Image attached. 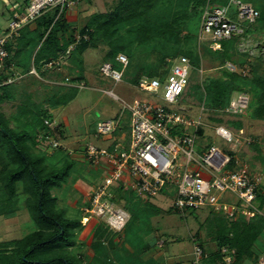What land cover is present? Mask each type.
I'll list each match as a JSON object with an SVG mask.
<instances>
[{"label": "rangeland", "instance_id": "1", "mask_svg": "<svg viewBox=\"0 0 264 264\" xmlns=\"http://www.w3.org/2000/svg\"><path fill=\"white\" fill-rule=\"evenodd\" d=\"M120 1L80 0L75 8L68 11L71 16L67 18V21L70 24L73 23L71 27L82 26L92 22L97 14L113 11ZM212 1L214 0H158L155 6L148 10L144 9V11L147 10L144 16L130 19L118 25L111 41L115 45L125 46L126 49L123 52L128 55L129 59L125 80L122 82H115L109 77L102 76L99 72L102 63L108 59L107 52L112 48L109 40L103 39L99 41L98 48H88L84 52L83 61L82 55L73 54L72 57L68 53L61 72H54L57 69L48 70L52 71V77L49 78L53 81L57 80L56 82L59 83H53V81L34 74V76L17 78L16 86L4 93V97L0 101V111H4L6 117L11 118L12 128L16 131L22 130L29 135L26 138L28 151L33 156H40L47 168L72 163L67 180L62 186L51 191L57 198L58 210H65V213L71 217H76L81 213L85 216V209L92 207V195L103 187L107 169L103 168L102 164H96L93 158L85 154L84 151L90 142L97 146H105L110 143L107 138L96 133V123L101 119L120 114H122L123 123H129L130 115L123 107L122 101L110 96L106 91L113 90L127 103L141 99L166 105L158 96L139 90L132 79L142 70L146 71L155 67L163 73L162 77H159L163 80L176 62L174 57L180 54H187L195 61L198 60L195 65L199 69H194V67L191 69L189 93L179 97L175 107L188 108L191 112L200 114L199 107L202 97L207 100L209 110L206 107L202 112V120L204 121V132L210 138V143L219 146L228 155L236 157L237 161L234 159L236 169H245L252 176L258 178L261 190L264 192V117H256L254 113L261 104L263 91L257 88L254 79L242 80V86L248 88L252 93V104L239 120L233 119L227 114L225 105L221 108L216 107L218 104L216 100H213L214 93H212L215 91L214 89L209 88L210 90L206 91L207 77L217 78L222 75V72L217 69L221 64L217 54L205 47L208 45V41L201 39L200 36L204 9L207 5L212 4ZM244 1L258 7L261 23L256 26L253 32L242 37L233 45L237 50L235 56L239 60H246L249 66L250 64L257 68L261 66V71L260 68L259 71L264 73V0ZM12 2L26 4L28 0H0V38L7 30L12 18ZM233 10L236 12V8ZM177 17L178 21L174 23V19ZM162 18L172 21V29H165L160 25ZM145 28L151 31L146 40H141L144 37ZM167 31L172 35L169 36ZM33 34L36 35L33 32L31 36ZM205 36L209 37V35ZM61 42H65V40L61 39ZM32 49V47H28L20 55L22 65H30L29 60L33 56L29 55L28 60V54L32 52ZM195 55L198 56V59L194 58ZM162 58L164 61L161 60ZM64 77H69L70 81L64 83L67 82L66 79H62ZM197 83L204 85L202 88H198ZM237 93L239 92H233L232 97ZM62 95L66 97L61 99ZM46 113L53 115L55 124L58 125V136L62 139L65 148L59 150L58 146L54 147L45 142L35 141L36 134L34 132L37 130L41 116ZM218 117L223 119L220 124L226 125L236 136L241 138L240 143H236L234 146V141H227L215 133V126L219 124L215 118ZM6 120L8 119L6 118ZM238 126H242L243 134L237 130ZM124 132L127 135L126 139L129 140L130 126ZM204 143H208V141L205 140ZM0 154L1 175L3 159L1 150ZM179 159L183 160L182 153L179 155ZM4 161H9L6 155ZM127 184L126 181L114 183L113 189L117 195L113 194L108 197L113 209H123L127 203L123 198L124 195L120 194L121 198L118 197L120 191H123L124 194L132 192ZM5 192L7 191L3 189V182L0 179V196ZM18 194L20 195L17 203L10 205L11 207L19 206L18 215L13 217L1 215L0 217V251L10 250L6 248L7 242L19 240L36 229V223L27 208L29 194L22 192L21 187H19ZM217 195L220 196L221 204H226L229 209L237 212L235 217H230L222 210L217 212L210 205L202 206L197 210L186 209L184 212H180L173 206V193L166 190L154 198L144 199V201L130 193V199L134 198L135 202L143 205L142 209L138 207L137 210L139 213H143L144 217L141 220H136L133 216V224L135 222L144 223V239L141 240L138 237L140 240L134 241L132 235L124 236L122 233L118 237L107 223L108 214L94 215L89 218L86 224L82 223L83 227L76 231L77 243L72 250L78 259L77 262L78 264H166L169 261L182 264L181 261L194 260L193 247L195 243L202 245L205 251L212 250L211 242L218 243L219 246L225 242L221 247H231V243H226L227 236L229 238L234 236V229L241 226L237 220L241 218L242 210L245 208L251 210V205L229 191L217 193ZM261 204L264 206V196ZM7 205L8 202L6 204L0 199V212L3 211L2 206L6 207ZM254 206L257 208L259 206L256 201ZM259 209L260 213L254 212V214L264 216L262 207ZM127 212V224H129L132 222V217L130 212ZM132 230L135 231V229ZM138 231L142 232L143 228L139 227ZM262 233L256 238L260 240L258 242L260 247H257V240H253L249 247L241 252L240 256H237V253L233 256L232 264H240L246 258H251L253 264H262L260 261L264 258V231ZM102 240L107 241L108 244L106 250L102 247L101 252L98 253L95 249ZM160 240L164 242L162 248L157 243ZM111 241L115 246L111 247ZM247 244H245L246 247ZM220 257L224 260L219 251ZM203 262L202 259L200 264ZM246 262L245 260L242 264Z\"/></svg>", "mask_w": 264, "mask_h": 264}, {"label": "built area", "instance_id": "2", "mask_svg": "<svg viewBox=\"0 0 264 264\" xmlns=\"http://www.w3.org/2000/svg\"><path fill=\"white\" fill-rule=\"evenodd\" d=\"M78 3L80 0H28L26 4L14 3L13 17L0 38V71L13 67V64L8 61L10 51L7 45L11 39L20 34L23 27L35 22L51 10L57 11L58 18L63 12L67 14ZM233 8H236V12ZM259 17L260 11L253 4L243 0H229L228 3L221 5L209 4L204 9L201 39L207 40L211 48L221 49L222 40L243 36L246 29L256 23ZM82 38L88 39L86 35L84 37L79 35L76 44H79ZM68 53L70 49L44 63L42 70H61ZM175 59L176 62L163 80L159 77L143 76L136 84L139 90L158 96L166 105L141 99L127 103L113 90L106 91L110 96L121 100L123 107L129 112L130 137L127 140V135L121 129L122 114L101 119L96 123V133L107 138L110 144L97 146L90 142L85 147V154L93 158L96 164H102V158H105L108 161L107 175L104 178L103 187L92 195V207L85 209L83 224H86L87 220L94 215L106 213L109 215L107 223L111 228L116 230L124 228L128 220L127 211L122 208L113 209L108 200L111 196L108 188L120 181H126L127 185L140 196L152 198L164 190L172 191L173 206L180 212L186 209L197 210L202 206L210 205L216 211L222 210L230 217H234L237 212L229 209L228 205L221 204L220 196L217 195V193L229 191L251 205V210L245 208L241 215L254 216V212L260 213V209L254 206L260 186L258 178L245 169L227 168L232 158L215 144L204 151L198 149L197 131L199 127L204 126L202 112L205 107L204 105L199 107L200 114H195L188 108L175 107L178 98L189 83L193 68L189 57L181 55ZM117 61L121 64V68L115 67L112 62H103L99 72L115 82H122L125 80L129 59L126 54L121 53L117 56ZM225 66L234 72L240 71L243 74L248 72L247 66L238 69V66L231 61H227ZM30 73L39 75L35 67ZM16 79V77H9L4 83L15 82ZM65 79L67 82L64 83L70 81L69 77ZM249 102V94L239 92L231 98L225 111L232 115L245 113ZM46 123L52 124L49 121ZM239 132L244 133L243 129ZM215 133L227 141H234V146L241 142V138L223 124L215 126ZM48 138L52 146L61 145V142L53 136ZM181 153L183 160L179 159ZM160 241L157 243L162 247L164 242ZM220 253L226 262L232 263L233 256L237 252L230 246H223ZM193 255L192 264H200L206 256L202 245L194 244ZM261 260L264 264V258Z\"/></svg>", "mask_w": 264, "mask_h": 264}, {"label": "trees", "instance_id": "3", "mask_svg": "<svg viewBox=\"0 0 264 264\" xmlns=\"http://www.w3.org/2000/svg\"><path fill=\"white\" fill-rule=\"evenodd\" d=\"M157 1L158 0H121L113 11L97 14L92 22L86 23L79 27L72 26L73 28L67 21L66 12H63L58 18L57 11L51 10L43 14L39 19L35 21V30L30 31L29 26L31 23L26 25L20 30V34L14 39H11L9 44L7 45V49L10 51V59L8 61L10 64L14 65V68L9 67L3 71H0V101L1 98L4 97V93L11 90L10 88L16 86L17 84L16 81L8 84L4 83L9 77L20 78L23 75L29 74L32 68L35 67L40 77L51 81L53 79L49 77H52V71L42 70L44 63L57 58L60 54L65 53L67 49H70V55H72V57L73 54L82 55L83 61L84 52L88 48H98L99 41L103 39L109 40V43L112 46V48L107 52L108 59L104 62H112L115 67L121 68L122 66L117 61V56L121 53H124L123 51L126 49V47L123 45H115L111 41L112 36L115 35L117 26L121 23L127 22L130 19L140 18L144 16V13L148 10V8L155 6ZM227 2H229V0H214L211 3L212 5H220L226 4ZM256 8L258 9V7ZM144 9L147 10L144 11ZM11 11L13 17L14 10L11 9ZM149 16L151 17V15ZM145 19L148 20L147 18ZM168 20V18L161 19L160 25L165 29H169L172 27V21L170 22ZM177 21L178 17L174 19V23H176ZM260 23L261 14L257 22L246 29V32L243 36L235 37L229 40H222L221 49H213L209 45L205 46L208 50L217 54V58L221 63L220 66L217 67V69L222 72V75L217 78L209 76L206 79V91L209 88L215 90L212 93H214L213 100H216L218 104L216 107L221 108L225 105L224 107L226 108L230 103L233 92L235 91L248 93L250 96L249 106H251L252 93L248 88L242 86V80L245 81L254 79L257 88H260L263 91L261 104H259V106L255 109L256 111L254 113L256 117H264V73H260L261 66H259L258 68L255 65L251 64L249 66L246 60L244 61L237 59L235 56L237 50L235 46H233L242 37L247 36L249 33L253 32L256 29V26ZM150 31V29L145 28L144 37L141 40H146ZM33 32H35L36 35L33 34L31 36V33ZM167 33L169 34V36L172 35L171 32L167 31ZM79 35H81L82 37L87 35L88 39L82 38L81 42L79 44H76ZM61 39H64L65 42H61ZM73 45L76 46L74 47ZM28 47L33 48L32 52L28 54V60L29 55L33 56L31 57L32 60H29L30 66L26 64L22 65L20 61V55L25 52ZM181 55L189 57L194 69H199L195 65V63H198V60L195 61L187 54H180L177 56ZM194 58L198 59V56L195 55ZM161 60L164 61V58H162ZM227 61L235 63L238 66V69H242L247 66V74H243L240 71L234 72L229 70L225 66ZM162 74L163 73L159 72V70H157L155 67H152L146 71L144 69V71L142 70L140 74L132 79V82L134 84H137L143 76H148L151 78L162 77ZM226 78L228 80H225ZM62 79H65V77ZM189 85L190 80L182 95H188ZM196 85L198 88H202V85L204 84L197 83ZM55 86L60 87L59 85ZM64 97L66 96L62 95L61 99H63ZM61 102L63 101L61 100ZM200 105H204L205 108H208L207 100H204L202 97ZM242 114L244 113L229 115L233 119L239 120L242 117ZM117 116L118 115L114 117ZM6 118L8 120H6ZM215 119V121H217L219 124L221 123V121H223L221 117ZM46 121H49L52 124L48 125ZM10 122L11 118L6 117L4 111H0V150L3 153L0 179L3 182V189L7 191L5 193H2L0 199H2V201L6 204L8 202V205L6 207L2 206L3 211L0 212V217L1 215H9L12 217L18 215V213L20 212L19 206L11 207L10 205L12 203H17L18 197L20 195L18 194L19 187H21L22 192H27L29 194V197L27 198V208L29 210L31 218L36 223V229L28 235L20 238L19 240L7 242L8 245L6 248H9L10 250L0 251V264H78V259L72 249L76 246L77 243L76 231L77 229L83 227L82 219L84 215L81 213L76 217H71L67 213H65V210H58L57 198L51 192L52 189L62 186V184L67 180L70 169L72 167V163H66L60 167L51 166L50 168H47L45 166L46 164L43 163L40 156H33L31 152L28 151V148L26 146V138H28L29 135L22 130L16 131L11 127ZM122 124V128H128L127 123L124 122ZM204 128V126H201L197 131V146L200 151H204L210 145H212L209 140L210 138L207 137L206 133L204 132ZM57 129L58 125L55 124L52 114L46 113L44 116L42 115L39 120V125H37V130H35L34 132L36 134L35 141L39 143L45 142L48 145L50 144L48 136H53V138L61 142V145H59L57 148H59V150L60 148H65L62 139L58 136L59 133H57ZM240 129H243L242 126L237 127L238 131ZM205 140H207L208 143H204ZM5 155L9 160L7 161L8 163L4 161ZM231 158L232 159L230 160L227 168L235 169L236 164L234 158L232 156ZM129 188L132 192H126L124 194L123 191H120L121 193L118 191V197L121 198V196L124 195L123 198H125V201H127V203L124 205V208H126L130 212L132 222H130L129 224L126 223L124 228H122L120 231L113 229L110 226L109 227L112 231H114V234H116V236L121 233L124 236L132 235L134 237V241H139L140 239H144V223L138 224L137 222H135L133 224V216L134 218H136V220H141L144 217V214L139 213V211L137 210L138 207L142 209L143 205L135 202L134 198L130 199V193L136 198H140L141 200L143 199V201L144 199H152L154 197L151 198L140 196L135 192L133 188ZM121 189L123 190L122 185ZM261 189V186H259L257 198L255 200L259 205L258 208L264 207L261 204L264 196V192H262ZM108 193H110L111 195H117L116 193H114L113 185L108 188ZM259 217L260 219L258 220L244 219L246 217L241 215V218L237 220L238 224H241V226L234 229L235 232H233V237L229 238V236H227L226 243H231V247L236 248L237 256H240L241 252H244V249H247L249 247V244H251L252 241L261 234L264 227L262 222L264 220H261L262 216ZM130 224L133 225L131 226ZM139 227L143 228L142 232L138 231ZM132 229H135V231H133ZM138 237L140 239H138ZM125 239L128 238L125 237ZM126 242L132 243L133 241ZM246 243H248L247 247L245 245ZM107 244V241L102 240L101 244H99V246L95 250L100 253L102 247H104L106 250ZM111 244V247L115 246L113 241H111ZM223 244H225V242Z\"/></svg>", "mask_w": 264, "mask_h": 264}, {"label": "crops", "instance_id": "4", "mask_svg": "<svg viewBox=\"0 0 264 264\" xmlns=\"http://www.w3.org/2000/svg\"><path fill=\"white\" fill-rule=\"evenodd\" d=\"M27 1V0H26ZM9 2V1H8ZM10 3V2H9ZM14 3H16V2H12V4H14ZM70 13V12H69ZM68 12H67V18L68 17H70L71 15V13L69 14ZM78 20V19H77ZM76 20V23L78 24V21ZM72 25H73V23H71ZM75 24V23H74ZM29 28H30V31H33V30H35L36 29V22H33V23H31L30 24V26H29ZM4 34V33H3ZM2 34V35H3ZM1 36V35H0ZM24 53V52H23ZM22 53V54H23ZM13 67L12 68H14V65H12ZM30 66V65H29ZM60 72H61V70H59ZM57 72V71H56ZM34 73H29V74H26V75H23V76H21L22 78L23 77H25V76H31V75H33ZM20 75V74H19ZM19 78V77H18ZM50 81V80H49ZM51 81H53V80H51ZM53 83H59V82H56V81H53ZM61 83H63V82H61ZM54 122H56L55 120H54ZM129 124V123H128ZM128 128H129V126H128ZM127 128V129H128ZM126 128H124V129H122V131L124 132V130H127ZM109 141V140H108ZM110 142V141H109ZM110 144V143H109ZM108 145V144H107ZM107 145H105V146H107ZM236 157H234V159H235ZM102 161H103V163H102V166H103V168H106L107 169V166H108V162H107V160L105 159V158H102ZM235 161H236V159H235ZM170 192H172V191H170ZM173 197H174V193H173ZM123 209H125L126 211H128L126 208H123ZM262 209H263V211H264V207H262ZM216 211V210H215ZM217 212H219V211H217ZM128 213V212H127ZM264 213V212H263ZM259 216H261V215H259V214H255L254 216H245V217H248V218H250V219H252V218H254L255 220H258V219H260V217ZM84 217V216H83ZM256 217H258V218H256ZM263 217L264 216H262V218H261V220H263ZM83 221V220H82ZM263 223V225H264V221L262 222ZM120 231V230H119ZM264 231V227H263V230H262V232ZM261 232V233H262ZM263 234V233H262ZM258 236H261V234L260 235H258ZM260 239V238H259ZM257 240V239H256ZM260 240H257L256 241V244H257V247H260L259 246V244H258V242H259ZM158 242V241H157ZM212 243V250L210 249V250H204L205 251V253H206V256L203 258V264L205 263V264H216V263H218V264H232V263H228V262H226L225 260H223L221 257L219 258V251H220V249L222 248L221 246H219V244L218 243H215V242H211ZM164 246V245H163ZM162 246V247H163ZM162 247H160V248H162ZM232 248H234V247H232ZM234 249H236V248H234ZM237 251V250H236ZM262 256V255H261ZM260 256V257H261ZM220 259V260H219ZM247 259H249V260H247ZM247 261L245 264H253L254 262H253V260L251 259V258H246V259H244V261ZM178 262H180V260H177ZM222 262V263H220V262ZM244 261H241V263L240 264H242ZM261 263H262V260L260 261ZM181 263L182 264H192V261H190V262H186V261H181ZM166 264H176V262H167ZM263 264V263H262Z\"/></svg>", "mask_w": 264, "mask_h": 264}, {"label": "bare ground", "instance_id": "5", "mask_svg": "<svg viewBox=\"0 0 264 264\" xmlns=\"http://www.w3.org/2000/svg\"><path fill=\"white\" fill-rule=\"evenodd\" d=\"M88 221V220H87Z\"/></svg>", "mask_w": 264, "mask_h": 264}]
</instances>
